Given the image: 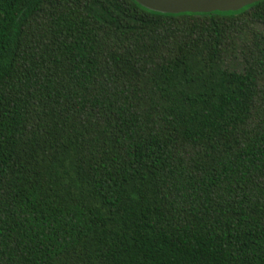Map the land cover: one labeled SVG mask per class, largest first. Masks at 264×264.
Wrapping results in <instances>:
<instances>
[{"label":"trees","instance_id":"obj_1","mask_svg":"<svg viewBox=\"0 0 264 264\" xmlns=\"http://www.w3.org/2000/svg\"><path fill=\"white\" fill-rule=\"evenodd\" d=\"M0 264H264V0H0Z\"/></svg>","mask_w":264,"mask_h":264},{"label":"water","instance_id":"obj_2","mask_svg":"<svg viewBox=\"0 0 264 264\" xmlns=\"http://www.w3.org/2000/svg\"><path fill=\"white\" fill-rule=\"evenodd\" d=\"M139 5L164 13L236 10L257 0H134Z\"/></svg>","mask_w":264,"mask_h":264}]
</instances>
